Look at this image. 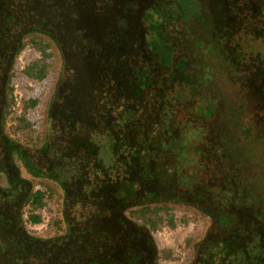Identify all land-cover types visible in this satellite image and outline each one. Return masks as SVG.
<instances>
[{"label": "flooded vegetation", "instance_id": "flooded-vegetation-1", "mask_svg": "<svg viewBox=\"0 0 264 264\" xmlns=\"http://www.w3.org/2000/svg\"><path fill=\"white\" fill-rule=\"evenodd\" d=\"M58 1L56 7H50L39 0H0V264H159L155 251L148 246L146 230L136 224L138 219L134 215L141 211L134 212L131 206L139 201L163 202L177 193L196 204L204 201L203 198H214L207 193L201 196L198 186L189 183V176L183 175L179 181L173 177L177 154L181 152L178 139L167 134V127L185 123H175L173 116L180 112L178 107H174V111L168 108L169 117L163 118L164 124L155 129L150 126L153 118L143 109L130 107L131 101L125 100L116 105L120 107H112L111 110L115 108L119 113L114 121L109 119L119 127V132L109 140L107 164L98 157L100 153L105 154V149L96 143L97 138L100 139L96 133L102 130L106 120L96 119L97 108L86 105L87 100L91 101L89 94L72 95L71 100L75 97L77 107H56L55 119L46 121L44 132L38 134V143L34 146L20 145L8 138L1 119L5 90L16 72V54L26 35L42 37L58 51L62 66L56 73L57 79H63L67 69L57 35L65 32L84 37L85 30L86 38L93 36L92 40L98 43L110 42L107 44L110 56L123 63L120 75L133 81L137 67L144 72L150 70L151 63L144 62L143 57L146 51L155 52V46L160 45L159 35L166 30L164 18L178 17L180 9L195 5L201 11L193 16L191 26L177 30L185 47L176 35L171 37V46H163L158 54L155 73H159L158 62L162 63L167 57L176 59L182 54L188 68L182 83L176 80L173 85L176 84L175 90L181 98H188L185 105L188 104L189 112L185 121L201 126L211 117L218 119L217 126L205 128L206 133L214 137L212 140L206 137L208 148L202 154L205 162L215 163L214 171H209L219 176L222 188L217 194L222 199L221 207L231 210L232 217L228 219L235 221V225L210 234L224 243L232 242L233 236H242L248 242L253 239L263 242L258 254L263 256L264 79H261L264 64L256 62L257 56L248 60L244 48L235 43L240 36L236 26L241 24V14H247L243 17L247 22L251 19L260 22L261 15L255 11L246 12L239 0H121V3L99 0L101 5L105 3L104 12L111 17L110 38L124 39V45H119L121 49H116L117 56L115 43L104 39L98 12H94L99 3ZM254 1L260 5L259 1ZM6 3L14 6L5 7ZM30 18L38 24L32 25ZM60 21H66L67 26H60ZM87 23L94 25V29H89ZM260 26L254 31L256 36L264 34V22ZM65 51L74 64L78 55L68 47ZM127 57L131 59H124ZM71 63L69 70L76 71ZM169 68L160 69L166 73ZM77 69L79 76L84 75V79H77L85 82L89 69ZM109 70L115 77L113 70ZM158 76L155 80L160 91L161 87H166V81ZM186 76L190 78L188 82ZM199 87L201 90L194 94ZM127 92L122 90L119 94ZM166 94L174 101L179 97H173L170 89ZM201 95L223 105L219 116L216 113L218 103L209 115L201 111ZM60 113L63 116L57 118ZM141 120L145 122L140 129L141 136L127 139L123 128L127 123L139 127ZM248 127L252 131L249 145L241 140L243 133L239 140L235 137ZM83 128L85 133H81ZM53 131L56 136L48 140L49 132ZM108 132L112 134L111 128ZM167 147L174 148V156L165 151ZM37 184H51L61 192L62 227L44 237L27 231L23 217L27 208L35 206L37 192L42 193L41 189H34ZM27 218L31 224H36L28 215ZM140 232L145 237L144 247L130 243Z\"/></svg>", "mask_w": 264, "mask_h": 264}, {"label": "rangeland", "instance_id": "rangeland-1", "mask_svg": "<svg viewBox=\"0 0 264 264\" xmlns=\"http://www.w3.org/2000/svg\"><path fill=\"white\" fill-rule=\"evenodd\" d=\"M39 1L41 4L46 3L47 6L50 7H56V5L60 3L58 0ZM89 1L90 0H86L84 3L89 5ZM91 1H95L96 4L99 3V5L97 4L94 12H98L99 16L97 17H99L101 32L104 31L105 40H111L113 45L115 43V54L118 56L119 53L116 52V49H121L119 45H124V39L121 40V38L116 36L114 38H110L112 21L111 17L108 18V15L104 12V9L106 8V5H104L105 3L102 4L105 6L104 7L100 4L101 2L99 0ZM121 2L122 1L119 0V3ZM238 3H243L244 6L242 5V9L243 7H246V12L255 11L257 15H261V20L258 22V20L251 19L250 22H247L244 21L243 18L247 14H241V24L236 26L240 36L238 41L235 40V43H238L242 48H244L246 53L245 57L248 58V60H252L255 56H257L256 62L258 64H264V34L256 36L254 33L255 30H259L261 28L260 25L264 22V0H261L260 5H257L254 0H239ZM7 5L8 3L5 4V7L12 8L14 6L13 3L10 4V6ZM108 6H110V4ZM200 11V7L195 5L194 8L189 7L186 10L180 9L178 17L168 16V18H164V29L166 30L159 35V40H161L160 45L155 46V52L146 51L143 57L144 62L151 63L149 65L150 70L148 72H144L143 68L139 70L137 67L138 70H135L134 73L136 80L133 79V81L129 80L128 77L121 76L122 74L120 75L123 70V63L120 59L110 56V50L107 46L110 42L98 43L97 41L92 40L94 38L93 36L86 38L85 36L87 33L85 30H83L84 37L77 36L78 33L75 34V36H72L65 32L57 35V41H59L62 45V54L64 59L63 64L67 68L64 72L63 79H57L56 73H58V69L62 66V60L59 57L60 54L57 53L58 51L50 42H47L42 37L26 35L23 37V45L18 49L15 58L14 66H16V72L14 73V84L11 82L9 83V86L6 87L4 95V106L1 119L2 127L6 136L20 145L28 147L36 145L38 143V136L40 133L44 132V125L46 121H52L55 119L56 107H77L75 97L71 100L72 95L76 97H83L84 95L89 94L91 101L87 100L86 105L88 106V104H90L89 107L97 108L96 114L98 115L96 116V119L106 120L105 125L101 128L102 130L99 128V130L104 132V134L100 131L96 133L97 137L100 136V139L97 138V145L105 149V154L102 155L100 153V156H98L104 164H107L109 161V157L106 153L108 143L111 142L109 140L112 135H118L119 132V127H115V124L110 121V119H113L114 121V117H116V114L119 112L116 111L115 108L113 110L111 109L112 107H120L116 106L120 102L129 100L131 101L130 107H138L145 110L146 113L153 118L154 123H156L150 124V126L154 129L155 126L159 128V126L164 124L162 123L164 122L163 118L169 117L167 114L168 108L173 110L174 107H178L180 110L176 116H173L175 123L177 121L188 123L185 121V117L188 116L189 112L188 104L185 105V102H188V98H181L179 96L180 93L175 90V87H177L176 84L173 85V81L176 80H181L180 83H182L183 74H185V71L188 68V66L184 63V59H182L183 55L178 54L181 57L180 59L179 56H176V59H169V57H167L162 63L158 62V65L163 70L170 67L169 72L166 73H164L165 71H162L160 68H156L157 71H159V73L156 74L154 64L157 62L158 54L162 52L163 46H171L169 41L171 37L176 35L179 43L181 42L180 44H183L181 46L185 47V43H183L184 40L177 30L179 27L184 29L185 25L188 27L191 26L193 16L197 15ZM16 16L19 18L18 15ZM34 16L36 18L38 17L37 15ZM30 20L32 25L38 24L37 20H33V18H30ZM87 24L90 25L89 23ZM60 26H67L66 21H60ZM102 26H104V28ZM120 27L119 29H122ZM89 29L93 30L94 25L91 24ZM67 47L69 50H73V52L78 55L74 64L71 63V56H68L65 51ZM181 52L184 53L183 51ZM124 59L128 60L131 59V57ZM69 63H71V66L73 65L75 67L74 69H76V71L69 70ZM80 67H87V69H89L87 72V76L89 78L85 82L77 79L78 77L84 79V75L81 74L79 76L77 72V68ZM109 69L113 70L112 72H114L115 77H113L111 70ZM125 71L126 70L123 72ZM158 74L162 79H164V81H166V87H161L160 91L159 88H157L159 83L155 80L156 77H159ZM262 76L263 78L261 80L264 79V74ZM188 77L186 76L185 79L187 82L190 79ZM19 82L22 83L21 86H19ZM37 85L39 86V95L36 105L32 107L30 105V99L33 88ZM169 89L172 90V95H174L173 97L179 96L176 98V101L172 100L170 96L166 94V91ZM122 90H127V94H119ZM200 90L201 87L197 88L194 90V94L198 93ZM133 92H136V94ZM215 93L216 91L213 92V95H215ZM202 95L199 98L203 103V110L201 111L205 114L206 112L209 113L213 109L215 110L216 107L214 108V105L216 106L218 101L215 102L214 100H210L206 97L207 95L204 97ZM222 110L223 105L220 103V105L216 108V113H219L218 116ZM61 116H63V113H60L57 118ZM131 120L133 121L134 118ZM217 120L214 119V117H211L203 124V126L205 128L207 126L214 128V126L218 125ZM140 123V126L138 127L137 124L134 126L135 128L131 127L130 123L126 124L127 127L123 128V133L126 135L127 139L141 136L140 129H143L145 122L141 120ZM110 128L112 134L108 132ZM81 130V133H85L84 128ZM100 133L102 134V137ZM162 135L163 134H160V136ZM55 136V131L52 133L49 132L48 140H53ZM213 137L214 134L207 136L209 140H212ZM165 151H168L170 156H174L176 153L174 148L171 150V148L168 149L167 147ZM205 163L208 169L214 171V161L209 160ZM34 189H41L43 194L42 204L40 206L37 205L36 208L26 207L27 210L23 214L25 228L35 236L44 237L52 234L54 231L59 230L61 229L60 227H62L61 192L51 184H37ZM29 212L33 213V215H38L40 219L42 217L44 220L46 219V225H41L42 222L40 223V221L36 224H31L27 220ZM134 217L146 220L150 224L151 229L159 243V264L184 263L188 250L185 244L186 237L192 235H198L201 237L206 229V221L201 218L198 213L184 209L174 210L169 208H155L153 210H147L143 213L141 212L134 215ZM130 243L136 247H144L145 237L142 232L136 234L130 240ZM262 243L263 242L254 243L253 250H249L254 253V257H256L259 252Z\"/></svg>", "mask_w": 264, "mask_h": 264}, {"label": "trees", "instance_id": "trees-1", "mask_svg": "<svg viewBox=\"0 0 264 264\" xmlns=\"http://www.w3.org/2000/svg\"><path fill=\"white\" fill-rule=\"evenodd\" d=\"M261 2V0H257ZM255 56V55H254ZM15 75L13 74L9 80L14 84ZM19 86L22 85L19 82ZM39 86H35L32 91L30 105L34 107L38 99ZM203 110V107H202ZM207 115L211 114L206 112ZM178 124V123H177ZM241 129L235 134L236 140L240 139V134L243 133L244 143L249 145L251 143V128L248 127L242 132ZM247 130V131H246ZM167 134L172 138L178 139L177 146L179 147L180 155L177 154V165L173 170V177L179 181V178L186 175L189 178V183L193 187L198 186L201 190V196L208 194L212 197H207L204 201L199 203H192L191 199L183 198L179 193L165 199L163 202L157 201H139L131 206L134 212H142L144 209L153 210L155 208H169L174 210L184 209L198 213L201 218L206 221V229L204 234L199 237L198 235H192L186 237L185 244L187 246V255L182 264H264V254L259 256V252L256 257L254 253L249 250L254 247V243L258 242L255 239L249 242L244 237L233 236L234 240L230 243H224L220 238L217 239L210 232H217L221 228L233 227L235 221L228 219L232 217L231 210L222 208V202L218 196V190H221L222 183L218 179L216 172H210L206 167V159L204 151L207 150L208 143L206 137L210 134L206 133V129L203 125H195L190 123H184L180 125L173 124L167 127ZM213 142V141H212ZM215 142V141H214ZM213 182V183H211ZM43 194L37 192V198L34 201L35 208L42 204ZM218 200V201H216ZM227 200V199H226ZM147 211V210H146ZM28 213L30 219L34 222H39L40 217ZM36 214V213H34ZM28 219V218H27ZM136 224L139 227H143L148 235V246L155 251L157 258H159V243L154 232L151 229L150 224L141 218L137 217ZM236 228V227H235ZM244 239V240H243ZM261 248V247H260Z\"/></svg>", "mask_w": 264, "mask_h": 264}, {"label": "built area", "instance_id": "built-area-1", "mask_svg": "<svg viewBox=\"0 0 264 264\" xmlns=\"http://www.w3.org/2000/svg\"><path fill=\"white\" fill-rule=\"evenodd\" d=\"M42 222V223H41ZM40 223H41V225H46V219L44 220V218L42 217L41 219H40Z\"/></svg>", "mask_w": 264, "mask_h": 264}]
</instances>
